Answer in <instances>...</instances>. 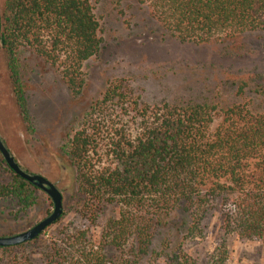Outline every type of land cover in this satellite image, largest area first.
Instances as JSON below:
<instances>
[{
    "label": "trees",
    "instance_id": "16d2710c",
    "mask_svg": "<svg viewBox=\"0 0 264 264\" xmlns=\"http://www.w3.org/2000/svg\"><path fill=\"white\" fill-rule=\"evenodd\" d=\"M138 2L166 34L183 44L205 45L264 32V0ZM0 21L8 69L27 121L20 76L22 48L59 67L69 88L79 94L83 65L103 45L90 0H7ZM116 89L111 87L92 108L89 120L63 151L76 171L81 211L91 223L108 205L120 206V216L107 224L104 238L115 250L128 248V258L112 261L104 248L88 249L83 245L87 234L82 232L65 237L71 246L54 242L43 252V264H141L145 259L198 264L182 247L172 249L169 235L159 245L156 236L167 231L178 214L189 220L188 235H202V222L212 204L221 207L227 232L264 245V113L243 105L219 111L214 104L190 102L165 105L150 115L135 102L133 110L143 121L140 133L133 136L119 130L108 145L113 163L100 167V132L91 123L102 106L117 98L123 106L129 105L127 94L121 96ZM4 165L1 159L0 172H8L12 182L0 181V201L17 202L20 212L26 213L35 206L38 189ZM25 246L0 251L7 254ZM208 264H223V260Z\"/></svg>",
    "mask_w": 264,
    "mask_h": 264
},
{
    "label": "rangeland",
    "instance_id": "374dc122",
    "mask_svg": "<svg viewBox=\"0 0 264 264\" xmlns=\"http://www.w3.org/2000/svg\"><path fill=\"white\" fill-rule=\"evenodd\" d=\"M6 1L0 0V16ZM90 1L103 45L83 65L84 85L79 94L69 88L59 67L29 48L19 51L28 121L17 101L7 53L0 46V137L25 171L41 175L57 187L64 207L62 221L47 229L40 241L7 254L0 251V264H43V252L54 242L69 245L65 237L82 232L87 234L83 245L88 249L104 248L112 261L128 258V248L115 250L104 238L107 224L119 218L120 206L108 205L98 213L97 222L91 223L81 211L76 171L63 151L111 87L121 96L127 94L129 105L123 106L117 98L94 114L91 124L99 128L98 146L103 153L100 167L113 163L108 145L119 130L133 136L140 133L143 121L133 110L136 103L150 115L165 105L190 102L214 104L219 111L243 105L264 113V32L205 45L183 44L166 34L138 0ZM243 84L247 85L241 93ZM0 181L10 184L12 176L1 170ZM37 198L26 213L20 212L17 202L0 201V237L24 233L52 214L50 198L40 190ZM211 206L202 222V235H188L189 220L178 214L167 231L157 234L156 245L169 235L172 249L182 247L198 264L219 259L223 264H264V245L227 232L221 207ZM141 264L173 263L145 259Z\"/></svg>",
    "mask_w": 264,
    "mask_h": 264
},
{
    "label": "water",
    "instance_id": "95a60500",
    "mask_svg": "<svg viewBox=\"0 0 264 264\" xmlns=\"http://www.w3.org/2000/svg\"><path fill=\"white\" fill-rule=\"evenodd\" d=\"M1 21H0V46H1ZM0 154L7 167L22 180L44 192L52 201V214L34 226L32 229L11 237H0V248H13L25 245L38 239L47 229L55 225L64 214L63 196L57 187L41 175L25 171L15 160L2 138L0 137Z\"/></svg>",
    "mask_w": 264,
    "mask_h": 264
}]
</instances>
